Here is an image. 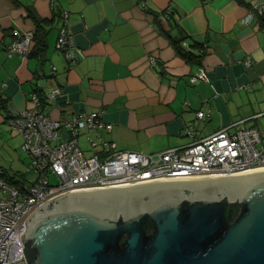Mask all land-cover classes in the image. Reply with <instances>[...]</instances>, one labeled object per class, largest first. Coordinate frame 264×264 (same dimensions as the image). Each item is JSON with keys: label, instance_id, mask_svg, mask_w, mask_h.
Instances as JSON below:
<instances>
[{"label": "crops", "instance_id": "0c3cea01", "mask_svg": "<svg viewBox=\"0 0 264 264\" xmlns=\"http://www.w3.org/2000/svg\"><path fill=\"white\" fill-rule=\"evenodd\" d=\"M63 11L81 53L72 67L55 49ZM34 17L48 30L43 55L9 58L14 30L34 35ZM171 39H183L200 63L181 58ZM201 70L206 80L193 82ZM55 88L61 95L48 98ZM38 92L43 112L60 122L81 111L103 113L112 129L83 133L86 153L90 136L155 154L225 127L263 134L264 0H0V94L10 109L0 104V140L11 112L33 109L29 95ZM0 167L22 174L14 163Z\"/></svg>", "mask_w": 264, "mask_h": 264}, {"label": "water", "instance_id": "95a60500", "mask_svg": "<svg viewBox=\"0 0 264 264\" xmlns=\"http://www.w3.org/2000/svg\"><path fill=\"white\" fill-rule=\"evenodd\" d=\"M21 238L9 264H264V169L68 192Z\"/></svg>", "mask_w": 264, "mask_h": 264}, {"label": "built area", "instance_id": "2783aa9c", "mask_svg": "<svg viewBox=\"0 0 264 264\" xmlns=\"http://www.w3.org/2000/svg\"><path fill=\"white\" fill-rule=\"evenodd\" d=\"M166 10L171 13V9ZM68 19L69 13L63 11L55 49L72 67L81 53L76 51ZM13 36L16 40L6 46V55L27 57L34 35L14 30ZM155 63L150 58L149 65ZM52 73H56L54 67ZM197 80H206L202 70L192 79ZM61 93L55 88L48 98L55 99ZM29 100L33 109L11 112L7 118L8 131L22 138L20 150L28 157L27 170L34 178L13 186L4 180L5 170L0 167V264L25 259L21 236L26 232L27 219L42 204L68 192L219 178L264 169V133L255 129L230 132L231 127L187 147L155 154L120 150L114 143L96 142L90 136L87 155L79 144L81 135L112 129L102 112L81 111L72 120L60 122L43 112L36 93H31ZM198 116L202 118L204 113Z\"/></svg>", "mask_w": 264, "mask_h": 264}, {"label": "trees", "instance_id": "16d2710c", "mask_svg": "<svg viewBox=\"0 0 264 264\" xmlns=\"http://www.w3.org/2000/svg\"><path fill=\"white\" fill-rule=\"evenodd\" d=\"M149 12V11H148ZM165 13H168L167 10L164 11ZM162 14H165V13ZM155 18H158V14H154ZM34 22L37 24V30L33 36V41H34V47L31 51V53L28 55V57H40L43 55L45 49H46V38H47V31L45 30L44 27V23H46L45 21L38 19L37 17H34ZM181 40H175V39H171V42L173 44V46L175 47V49L177 50V53L181 56V58H183L184 60H186L187 62H197L200 63V57L195 56V54H193L191 51L185 49L184 47H182L181 45ZM196 46V45H195ZM38 95L41 98L42 101V105L45 102V99L41 96V93L38 92ZM0 104L2 106V108H4L5 110L9 109V105H8V101L0 94ZM9 170H5V174L3 176L4 180L13 185V186H18L21 183H23V180L25 179L24 174L18 173V172H12Z\"/></svg>", "mask_w": 264, "mask_h": 264}, {"label": "rangeland", "instance_id": "374dc122", "mask_svg": "<svg viewBox=\"0 0 264 264\" xmlns=\"http://www.w3.org/2000/svg\"><path fill=\"white\" fill-rule=\"evenodd\" d=\"M5 135L7 136L1 137L0 140V166L8 168L9 165L14 163L15 167L13 168L17 171L22 172V174H24V176L26 177L25 179H33L34 174L27 170L28 163L25 162V159L27 157L20 150L22 141L21 144L18 143L17 140H15V138L13 137L15 134L10 133L9 131H7ZM19 137L21 138V136ZM84 149H88L87 145H84ZM86 154L88 155V153Z\"/></svg>", "mask_w": 264, "mask_h": 264}]
</instances>
